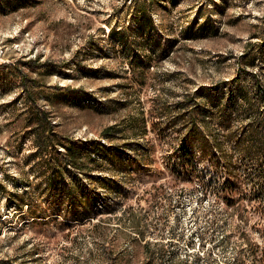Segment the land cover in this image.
<instances>
[{
    "label": "rangeland",
    "instance_id": "374dc122",
    "mask_svg": "<svg viewBox=\"0 0 264 264\" xmlns=\"http://www.w3.org/2000/svg\"><path fill=\"white\" fill-rule=\"evenodd\" d=\"M261 42L264 0H0V62L38 78L63 135L132 158L115 176L104 163L109 187L70 171L94 192L84 217L33 187L43 216L30 217L7 197L38 182L35 142L13 118L25 87L0 82V264H264V153L237 145L246 114H197L220 153L187 143L178 107L229 78L251 84L241 68L264 80L262 56H244Z\"/></svg>",
    "mask_w": 264,
    "mask_h": 264
},
{
    "label": "trees",
    "instance_id": "16d2710c",
    "mask_svg": "<svg viewBox=\"0 0 264 264\" xmlns=\"http://www.w3.org/2000/svg\"><path fill=\"white\" fill-rule=\"evenodd\" d=\"M140 13V16L144 17L145 9H140ZM256 52L262 56V63H264L263 42L257 49L245 52L244 56ZM33 60L37 61V59ZM21 62L25 63L27 60H21ZM38 64L41 62H37ZM245 69L241 68L240 73L243 72L244 75L250 77L251 84L246 85L242 81L233 83L234 79L229 78L207 87L208 94L203 89V92L202 90L195 92L193 98H185L178 103V107L182 109L181 117L185 119L184 136L188 144L198 141L203 150L207 151L215 147L222 153V144L215 136L201 133L203 130L202 121L219 114L224 123H229L231 119L241 114L240 111H243L246 114L247 126L237 134V145L244 153H252L255 149L264 153V80L256 71H246ZM14 75L20 77L25 87L21 96L25 100L13 118L18 120L24 117L22 140L26 137H33L35 148L30 156L38 158L33 166L36 168L39 166V168L32 172L38 178V182L33 184L27 176H24L26 178H24L23 191L9 192L8 201L16 203L20 210L28 213L30 217L43 216V210H36L38 206L42 205V203H37L40 199L27 195L30 187L38 188L42 200L47 199L45 193L49 191L50 194H54L56 202L60 204L67 202L71 211L70 215L75 218L84 217L94 207V192L84 184L79 173L88 175L92 182L98 180L102 183L101 186L109 187L114 184V178L109 179L103 172L104 163L110 166L109 169H112L115 176L128 169L132 158L121 154L118 149L105 152L96 138L83 140L63 135L57 128L60 122L56 120L52 111L39 104L41 96L48 97L49 103L55 102L48 96L46 90L41 92V96L38 94V78L31 77L24 72L21 63L17 61H1L0 82L3 83V88H7L6 85H9L11 77ZM217 89H223L220 95L217 93ZM77 96L80 100L86 98L84 93H79ZM9 102L14 105L18 102L17 97L12 98ZM200 111L203 112V120L197 116ZM127 147L125 146V148ZM223 161L224 167L228 170L230 158L226 155ZM72 170L79 171V173L72 176L70 174Z\"/></svg>",
    "mask_w": 264,
    "mask_h": 264
}]
</instances>
